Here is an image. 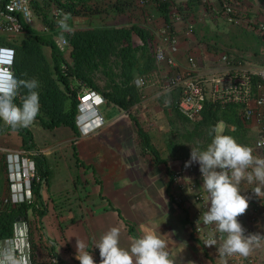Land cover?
Segmentation results:
<instances>
[{
  "label": "crops",
  "instance_id": "crops-1",
  "mask_svg": "<svg viewBox=\"0 0 264 264\" xmlns=\"http://www.w3.org/2000/svg\"><path fill=\"white\" fill-rule=\"evenodd\" d=\"M133 4L134 6L130 3L125 5L124 9L127 14H134L133 21L145 22L141 26L136 24L141 29L146 32L150 28L154 29L155 24L152 23L158 18L162 20L161 25L163 24L165 18L159 9L153 5L141 6L135 1ZM174 30L178 37V50L174 58L179 69L184 70L189 67L187 58L194 57L195 38L185 32L181 23L176 24ZM21 44H16V47H20ZM41 51L47 62L51 60L49 47L42 46ZM203 60L205 61L196 62V72L200 76L210 75L223 68L218 57L212 58L209 53L205 54ZM147 96L146 101L155 98L153 95ZM98 110L105 123L90 134L81 135L78 129L75 132L67 126L55 128L61 130L59 132L61 136L66 137L55 144L57 155H60L61 148H66V151L70 150L72 157V160H69L67 165L65 164L70 187L60 189L58 193H55L50 188L49 174L47 186L49 192L60 195L59 202L62 201V195L65 194L69 196L68 201L72 205L68 212H65L63 208L61 213L55 211L57 214H53L54 218H50L47 213L42 216L44 228L40 233V243H36L37 247L32 248L35 252L31 250L33 263H47L48 241L56 246L57 254L64 261L79 263L75 258L77 254L76 240H82L86 245V250L94 253L92 254L93 259L99 264V252L98 249H95V245L104 233L116 227L120 229L119 244L122 248H129L134 238L156 232L165 241L169 258L173 260L174 264H219L221 260L218 248L224 236L215 232L214 226L203 225L198 220L200 212L205 210L207 205L206 194L203 190L198 191L203 195L202 202L199 203L194 198L195 193L193 192L202 183L200 175L197 173L184 175L177 181L174 178L178 169L185 165L189 158L171 157L168 154L161 156L153 146L152 134L143 129L129 111L120 108L114 109L108 104L99 106ZM113 112H116L115 119L107 120L106 117ZM179 116L181 117L180 114ZM127 119L134 122V126ZM184 121L189 128L191 124L186 123L185 119ZM198 123L191 129L196 128ZM254 125L253 122L243 123L236 132L241 133L243 137L246 134L248 136L250 129H255L256 132L257 129ZM137 127L147 135L156 156L140 142L137 136ZM226 127L234 131L232 126H227L224 122L219 121L216 133L222 134ZM131 130L138 140L130 141ZM255 138L254 135L252 148ZM19 140V145L22 148L20 137ZM140 143L142 147L139 146L136 151L135 148ZM139 149H141L140 153ZM143 149L146 151L145 153L142 151ZM26 150L33 151L34 149L31 147ZM66 151L64 152L66 153ZM74 152L81 165L76 164L73 158ZM63 161L55 163L57 169L59 163ZM48 162L45 158L46 168L50 172ZM192 166L198 168L196 164ZM171 177L173 182L168 192L166 189ZM255 187V184L250 185L241 181V194H245ZM39 194L41 199L44 198L41 189ZM175 196H178L180 201H177ZM76 198L77 202L81 201L80 205L75 202ZM258 198L257 202L248 204V208L239 222L246 229V233L264 235V195H260ZM53 199L56 203V199ZM196 227L200 228L199 232L195 231ZM210 233H214L217 239V244L214 246H207L205 243ZM8 241L10 240H1L0 247H2V242L9 245ZM246 258L252 259L253 264H264V239L252 246V250Z\"/></svg>",
  "mask_w": 264,
  "mask_h": 264
},
{
  "label": "rangeland",
  "instance_id": "rangeland-1",
  "mask_svg": "<svg viewBox=\"0 0 264 264\" xmlns=\"http://www.w3.org/2000/svg\"><path fill=\"white\" fill-rule=\"evenodd\" d=\"M134 1L136 0H33L34 4H36L35 12L37 17L30 28L42 38H50L53 40L55 37H58L56 31L61 29L56 26L53 14L57 9H63L64 13L70 14L67 23L72 31L82 29L129 28L131 25H144L145 22L132 20L134 14H127V12H125V5L130 3L134 6ZM239 1L247 9L248 13L264 21V0ZM171 2L177 8L182 4L186 5L183 14L185 16L187 15L186 17L190 18L194 25L193 32L190 35L195 38L194 59L197 63L200 60L202 62L205 61L203 59L206 53H209L212 58H217L223 53H229L237 57L246 58L256 66L264 65V43L255 35L249 33L245 29L229 26L207 12H204L196 0H171ZM69 8L77 10L78 14H72L69 12ZM43 18L46 20L45 22H49L51 26L54 25L55 28L52 30L45 26L42 20ZM161 21L160 18L155 19V22L153 21L152 23L153 25L155 24L154 29L150 28V30L147 31L148 43L150 46H148V44L146 45L145 53L143 49L141 50L143 45L135 34H133L130 39L131 47L134 49L133 57L136 60V65L132 68V79L135 80L137 77L141 76H152L158 83L155 85L148 84V86L139 90L134 86L132 80V85L136 89V100L132 101L125 110L132 113L131 115L135 116V120L143 129L152 134L154 139L153 146L161 156H166L168 154L171 157L184 156L185 158H189L190 147L199 146L204 148L210 143L211 137L209 136V130L215 126L217 131V123H212L211 121L209 124L201 123V115L198 126L193 129H191L193 126H190L189 129L184 123V119L177 113L176 101L178 100V93L176 91L164 93L161 91L160 86L166 83L169 73L164 65L157 64L154 61L151 48V43L153 42L156 44L159 40L158 29L161 26ZM155 32L157 33L155 34ZM28 38L26 33H20L10 37L3 36L0 37V46L5 48L16 47V44H21ZM120 48L121 45L117 47L113 54L108 56L106 59V68L102 66L96 69L85 67L83 70L86 77L103 96L115 94L120 87L122 79L120 76L122 64L119 54ZM62 56L67 65H72L67 50L62 52ZM47 64L45 69H42L44 68L43 66L40 69H35V71L39 73V75L33 77L39 82L38 89L44 87L42 78L49 77L52 79L54 77L52 75L51 60H49ZM40 75L42 77H40ZM69 81L71 88L76 93V99L85 89H89L85 88L84 85L74 78H70ZM60 88L62 89L61 86ZM147 95H153L155 98L151 101H146ZM69 103L70 100H67L66 105L68 106ZM106 104H108V106L110 105L111 108L114 107V109L119 108L109 103L107 100L105 102V105ZM38 114L47 120V117L41 109ZM115 115L116 112L108 116L106 115V119L114 120ZM127 120L134 126V122L129 119ZM1 128L10 127L3 121H0V129ZM25 129L31 133L32 147L34 150L29 153L19 154L18 159L22 163L21 158H23L24 162L27 164L34 160L36 164L37 156L42 155L49 161L48 166L50 172L47 170V175L44 176L45 181L40 185L44 198L39 202L31 196L29 198L33 206L31 209L22 213L17 211L13 212L12 209H17L18 207L16 206L21 204L12 202L13 198L10 194L11 187L9 182L8 160L10 154L13 156L18 152L20 153L22 148L19 145V136L15 132L0 134V222L6 221L8 217L14 216V214H22L15 218L13 223L14 234L13 237L9 239L10 241L7 242L9 245H6V242H2V247L10 246L12 249L23 251L27 243L30 249L34 251L32 248H36V243H40V233L44 228L42 226V217H40L39 212L44 211L50 218H54V213H61L63 209L65 212L70 210L72 203L68 201L69 196L63 194L62 201L59 202L60 195L55 193H58L60 189L70 187L67 181L69 177L66 165L69 160H72V157L70 155V150L66 151V148H61L60 155H57V147L55 144L66 138L59 133L61 130L44 129L37 120H34V122ZM226 130L229 132H226ZM131 132L132 134H129L130 141L132 142L134 139L138 140L135 133L132 130ZM230 133H233V129L229 127H226L222 132L223 135L234 137L237 143L250 147L254 156L264 159V152L256 151L252 148L253 136H256L257 133L255 129H250L249 135L247 136L246 134L244 137L241 136V133L239 134L236 132L233 133L234 135ZM137 145L138 146L135 148L136 151L139 146L142 147L141 143ZM68 149L70 148L68 147ZM64 151H66V153ZM142 151L144 153L146 152L144 149ZM140 152L141 149H139V153ZM62 160L64 161L59 163L57 169L55 163ZM179 170L180 168L178 171ZM48 174L50 188H52L55 193L49 192L47 186ZM53 198L56 199V203H54ZM75 202L79 205L81 203V201L77 202V198ZM25 205H28V203H25Z\"/></svg>",
  "mask_w": 264,
  "mask_h": 264
},
{
  "label": "built area",
  "instance_id": "built-area-1",
  "mask_svg": "<svg viewBox=\"0 0 264 264\" xmlns=\"http://www.w3.org/2000/svg\"><path fill=\"white\" fill-rule=\"evenodd\" d=\"M33 0H0V37L15 36L24 31V25L32 26L37 15L33 7ZM204 12L214 16L223 23L245 29L249 33L255 35L264 43V21L252 16L239 0H196ZM138 5H153L159 9L160 6H166V18L158 29V42L151 43L154 61L162 64L168 69L169 77L164 85L160 86L161 91L178 93L176 109L186 123L196 126L206 103L211 102L223 108L227 105H239L240 119L243 123H254L256 127V138L253 149L264 152V65L256 66L246 58L237 57L229 53L220 54L219 63L223 65L222 69L207 76L197 74V63L194 57L189 56L187 69H179L174 55L178 50V37L175 33L174 26L178 23L183 24L185 32L191 34L194 25L190 18H187L185 12V4L178 8L171 0H136ZM57 9L54 14L56 22L61 17L58 15ZM64 12V11H63ZM186 17V18H185ZM54 45L60 51H66L68 46L64 37H55ZM148 46L150 44L148 43ZM11 61L7 65L0 64V67L9 68ZM11 71V70H10ZM12 72V71H11ZM2 87L6 86V81L1 80ZM158 81L152 76H141L133 80L134 86L141 90L148 84L155 85ZM105 104V99L93 89H85L78 97V106L75 122L81 135L94 132L103 126L105 120L97 109L100 105ZM30 151L22 150L20 153L13 155L16 157L8 160V172L10 182V194L13 198L12 202L21 204H31L30 185L34 180L40 185L44 179L39 176L33 162L28 164L22 159V163L18 159V155ZM14 154V153H13ZM11 154L9 157H13ZM26 163V164H25ZM197 173L200 175L198 168L190 166L185 168L184 165L174 175L177 181L184 175H192ZM253 190L245 194L249 203L258 201ZM194 198L197 202L203 201V195L198 191L195 192ZM180 201L178 196H175ZM248 203V204H249ZM243 214L237 217L242 218ZM195 227V226H194ZM196 232L200 231L199 227L195 228ZM48 261L46 264H79L78 262H66L57 254L56 246L48 241ZM20 246V245H19ZM25 250L20 251L14 249L17 256L28 252L31 264L33 259L29 245L25 244ZM91 254H94L91 251ZM219 264H253L252 259L234 254L231 256L221 255L219 252Z\"/></svg>",
  "mask_w": 264,
  "mask_h": 264
},
{
  "label": "clouds",
  "instance_id": "clouds-1",
  "mask_svg": "<svg viewBox=\"0 0 264 264\" xmlns=\"http://www.w3.org/2000/svg\"><path fill=\"white\" fill-rule=\"evenodd\" d=\"M58 15L61 18L57 20V24L62 32H71L67 23L70 14L58 10ZM0 49L12 51L14 57L12 48L0 46ZM10 70L0 67V80L6 81V86L0 87V121L15 131L29 127L39 113V92L36 90L39 82L35 78L21 79ZM21 90L26 91L21 94ZM18 96L20 104L15 102ZM215 133L216 127L213 126L209 130L211 141L206 147H190L189 159L184 167L188 168L193 164L198 166L202 183L195 192L203 190L207 199L206 209L200 212L198 220L203 225L214 226L215 232L224 236L218 251L221 255L237 254L247 257L252 246L264 239V235L246 233L237 219L245 212L249 203L248 198L241 194L240 184L241 181L255 184L252 193L256 197L264 195V159L254 156L250 147L237 143L234 137ZM119 237L120 229L116 227L100 237L95 245L99 252V264H174L169 258L165 241L156 232L134 238L127 249L120 247ZM205 243L207 246L216 245L215 234L210 233ZM76 250L75 258L79 264H97L91 252L86 250L84 241L76 240ZM0 264H31L30 255L24 252L17 256L10 246H3L0 247Z\"/></svg>",
  "mask_w": 264,
  "mask_h": 264
},
{
  "label": "trees",
  "instance_id": "trees-1",
  "mask_svg": "<svg viewBox=\"0 0 264 264\" xmlns=\"http://www.w3.org/2000/svg\"><path fill=\"white\" fill-rule=\"evenodd\" d=\"M6 0H3L5 2ZM33 2V1H32ZM35 5L33 2V7L35 10ZM64 6V5H63ZM65 7V6H64ZM159 10L166 18V6L162 5ZM69 12L72 14H78L75 9H70ZM45 26L50 29H54L55 26H51L46 20L42 19ZM57 26V25H56ZM24 33L29 37L26 41H23L20 47H12L14 50V57L11 64V71L16 74L21 79H31L35 75H39L35 71L37 68L42 66L45 69L48 65L46 59L41 51L42 46L49 47L50 49V59L52 63V79L42 78V83L44 87L42 89H36L39 92V102L40 109L44 112L47 117L45 120L39 114L35 118L44 129H55L60 126H67L73 131H77V126L75 122L77 114V99L76 93L73 91L70 85V78H74L79 81L85 88H90L97 90V88L92 84V82L84 74L85 67H92L94 69L102 66L106 68V59L109 55L113 54L117 47L121 45L119 49V54L121 58V84L118 90L113 95H104V98L119 108L125 110L128 105L136 100V89L132 85V68L136 65L135 59L133 57L134 49L131 47V37L135 34L141 41L143 45L141 50L146 52V45L148 44V33L136 25H131L129 28H101V29H82L71 32H66L62 30L56 31L59 37H64L67 40L68 46L66 50L72 61V65H67L65 63L62 52L57 49L54 45L53 40L50 38H42L36 34L29 26L24 25ZM143 54V53H142ZM42 64V65H41ZM40 77H42L40 75ZM62 87V89L60 88ZM26 90H21V94H24ZM129 98V99H128ZM70 100L68 106L66 101ZM17 104L21 103L20 96L15 98ZM240 106L239 105H227L220 108L211 102L205 104L202 111L201 123H217L219 121L224 122L227 126H232L234 131L241 128L243 122L240 119ZM15 132L22 141V148L31 149L32 136L31 133L25 128H20L13 131L11 128H1L0 134ZM226 132H229L226 130ZM137 136L142 142V145L147 147V149L156 156L155 151L151 148L149 144V139L147 135L142 131L141 128L137 127ZM73 158L76 164H80L77 154L73 153ZM157 158V157H156ZM35 164V163H34ZM37 172L44 178L47 175V168L45 164V158L42 155H38L35 164ZM172 177L169 179L167 184V189L169 192L170 185L172 184ZM40 185L34 180L30 185V192L34 199L41 202V195L39 194ZM17 209H12L13 212L17 211L22 213L26 210L31 209L33 206L31 204L16 206ZM17 214V213H16ZM45 212L40 211V217L44 216ZM22 214H17L8 217L5 221L0 222V241L5 239H10L14 234L13 223L15 218Z\"/></svg>",
  "mask_w": 264,
  "mask_h": 264
},
{
  "label": "water",
  "instance_id": "water-1",
  "mask_svg": "<svg viewBox=\"0 0 264 264\" xmlns=\"http://www.w3.org/2000/svg\"><path fill=\"white\" fill-rule=\"evenodd\" d=\"M12 59V51L0 49V64L7 65Z\"/></svg>",
  "mask_w": 264,
  "mask_h": 264
},
{
  "label": "bare ground",
  "instance_id": "bare-ground-1",
  "mask_svg": "<svg viewBox=\"0 0 264 264\" xmlns=\"http://www.w3.org/2000/svg\"><path fill=\"white\" fill-rule=\"evenodd\" d=\"M12 59H13V57H12ZM0 82H1V80H0ZM1 85H2V84L0 83V87H2ZM11 158L13 159V162H15L16 157H14V156H13V157H9V159H11Z\"/></svg>",
  "mask_w": 264,
  "mask_h": 264
}]
</instances>
